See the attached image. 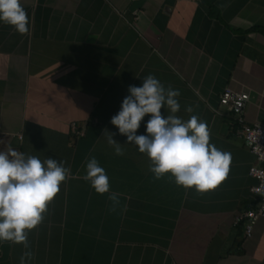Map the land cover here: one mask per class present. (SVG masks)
<instances>
[{
	"label": "crops",
	"instance_id": "1",
	"mask_svg": "<svg viewBox=\"0 0 264 264\" xmlns=\"http://www.w3.org/2000/svg\"><path fill=\"white\" fill-rule=\"evenodd\" d=\"M264 0H0V264H264ZM74 125L80 134L71 129Z\"/></svg>",
	"mask_w": 264,
	"mask_h": 264
},
{
	"label": "built area",
	"instance_id": "2",
	"mask_svg": "<svg viewBox=\"0 0 264 264\" xmlns=\"http://www.w3.org/2000/svg\"><path fill=\"white\" fill-rule=\"evenodd\" d=\"M247 100L248 93L245 90L236 91L225 87L218 95L217 106L212 109L215 115L230 117L233 136L241 140L255 159V163L247 169V173L254 179V184L249 187V190L256 196L255 207L234 214L232 220L233 225H241L242 238L251 235L257 218H264V125L257 122H245L242 113ZM71 129L74 133L80 134L73 124Z\"/></svg>",
	"mask_w": 264,
	"mask_h": 264
},
{
	"label": "trees",
	"instance_id": "3",
	"mask_svg": "<svg viewBox=\"0 0 264 264\" xmlns=\"http://www.w3.org/2000/svg\"><path fill=\"white\" fill-rule=\"evenodd\" d=\"M254 29L261 31L264 36V29H260V28H254Z\"/></svg>",
	"mask_w": 264,
	"mask_h": 264
}]
</instances>
